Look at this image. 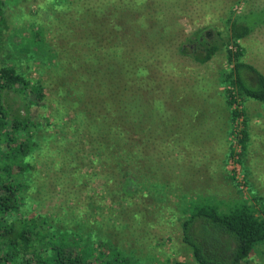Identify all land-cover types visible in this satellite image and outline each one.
I'll use <instances>...</instances> for the list:
<instances>
[{"label":"rangeland","instance_id":"obj_1","mask_svg":"<svg viewBox=\"0 0 264 264\" xmlns=\"http://www.w3.org/2000/svg\"><path fill=\"white\" fill-rule=\"evenodd\" d=\"M2 1L11 26L2 67H16L30 81L45 86L48 106L33 111L38 121L51 127L43 135L53 137L55 145L63 141L58 122L51 123L54 113L61 111L57 105L62 92L91 116L86 124L92 128L94 114H106L104 105L109 102L108 115L118 121L111 137L129 138L130 157L122 166L144 183L136 198L117 194L105 201L104 185L111 189L114 178L111 170L100 166L96 151L91 148L80 154L75 165L81 179L74 180L68 164L56 165L61 163L60 154L45 148L32 161L37 169L33 175L40 180L32 211L60 219L62 231L76 234L85 224L96 228L104 221L103 231L110 228L111 239L141 264H194L181 230L190 201L243 199L264 217L263 105L231 98L225 73L232 65L225 53L204 66L179 54L193 35L216 39L220 35L226 41L231 38V23L242 21L252 29L242 41V62L264 74V0ZM37 34L45 41L40 55L53 54V64L39 59ZM89 72L97 77L96 87L83 96L80 91L94 78ZM229 103L235 104L229 107ZM4 104L18 109L16 94L6 95ZM235 110L243 117L234 123ZM75 118L72 111L58 117L72 127ZM244 119L250 134L246 153L238 143ZM83 135L70 142L85 141ZM111 137L109 147L117 148ZM51 143L43 139L40 145ZM138 143L140 158L139 153L132 155ZM243 264H264V249Z\"/></svg>","mask_w":264,"mask_h":264},{"label":"trees","instance_id":"obj_2","mask_svg":"<svg viewBox=\"0 0 264 264\" xmlns=\"http://www.w3.org/2000/svg\"><path fill=\"white\" fill-rule=\"evenodd\" d=\"M10 28L7 6L0 0V264H141L111 239L110 228L103 231L106 226L103 225L104 221L96 228L85 224L84 228L76 230V234L75 231H62L60 219L57 221L56 217L51 219L48 215L43 216L32 211V206L38 201L36 196L40 188L37 174L33 175L37 173V169L32 165V161L38 156L35 153L44 152L45 148L60 154L57 155V160L61 163L56 165L68 164L70 177L74 180L81 179L79 165H75L80 154L85 150L88 152L91 148L96 151V154L100 155V166L103 170H111L110 178H114L110 179L113 183L111 189L104 185L102 196L105 201L117 194L124 199L136 198L142 193L144 183L141 177L131 175L130 171L122 166L123 160L130 155L129 138L126 135L119 140L111 137L118 121H114V115H108V109L112 106L109 102L104 105L106 114H94L92 128L89 123L86 124L91 116L84 115L78 104L71 103L69 96L62 92L59 101L63 107L61 104L57 105L61 111L59 115L58 111L54 113L52 119L55 121L51 123L58 122L57 128L63 135V141L55 145L53 137L43 135L49 126L38 121L39 116L34 115L33 111L48 106L45 86L30 81L16 67H2L6 35ZM251 34L252 29L248 24L234 21L231 23V38L228 40L221 38V42L220 35L216 39L214 35L198 33L187 40L186 45L179 49V54L204 66L225 53L227 62L232 65L225 73V81L233 90L231 98L236 99L238 96L242 99H252L264 107V75L253 66L242 62V41ZM44 43L42 35H35V44L40 47L39 59H42L45 65L53 64L56 58L53 54L44 55L45 58L40 55L43 53L40 45ZM54 66L55 64L50 67ZM93 76L92 80H87L88 86L87 81L85 82L86 90L80 91L83 96L95 89L97 77L94 74ZM11 93L16 94L18 109L4 104L5 96ZM124 104L123 101L122 106ZM234 104L229 103V107ZM69 106L76 107V110L68 108ZM122 110H125V107ZM71 111L75 114L74 124L76 122L77 129L63 119H58L60 114L67 115ZM242 117V112L238 110L231 113V121L234 123ZM121 120L125 125L129 123L126 116ZM84 126L86 132L83 130ZM242 126L238 143L242 153H246L250 140L246 119L243 120ZM74 131L75 134H72ZM81 135L85 137V141L80 140L79 144L70 142ZM108 135L112 138L111 142L118 143L117 148L109 147L112 144L108 143ZM43 139L46 143H53L40 145ZM138 145L132 155L139 153L140 158L142 146L139 143ZM63 155L67 157H62ZM131 160L135 159L131 157ZM184 213L188 216L181 227L183 242L191 248L194 264H243L259 249H264V217L258 216L256 209L243 199L228 203L194 200L186 204ZM110 222L114 223L112 219Z\"/></svg>","mask_w":264,"mask_h":264},{"label":"crops","instance_id":"obj_3","mask_svg":"<svg viewBox=\"0 0 264 264\" xmlns=\"http://www.w3.org/2000/svg\"><path fill=\"white\" fill-rule=\"evenodd\" d=\"M255 68V67H254ZM261 73V72H260ZM262 74V73H261ZM264 75V74H263Z\"/></svg>","mask_w":264,"mask_h":264}]
</instances>
